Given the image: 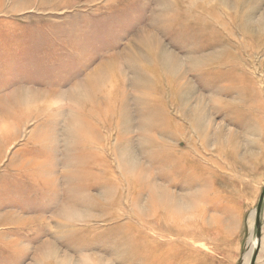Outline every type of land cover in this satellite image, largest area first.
<instances>
[{"label":"rangeland","instance_id":"rangeland-1","mask_svg":"<svg viewBox=\"0 0 264 264\" xmlns=\"http://www.w3.org/2000/svg\"><path fill=\"white\" fill-rule=\"evenodd\" d=\"M148 38L150 76L129 56ZM114 64L81 146L79 95ZM263 193L264 0H0V264H251ZM260 225L255 264L264 202Z\"/></svg>","mask_w":264,"mask_h":264},{"label":"bare ground","instance_id":"bare-ground-1","mask_svg":"<svg viewBox=\"0 0 264 264\" xmlns=\"http://www.w3.org/2000/svg\"><path fill=\"white\" fill-rule=\"evenodd\" d=\"M131 50H132L131 51L132 54L129 55L131 57L130 62H133L136 65H141L142 63H145V62H147L148 65H151L152 63L157 64L158 60L160 59V54H159L160 52H158V51L161 50V48H160L159 44H157V42L153 43V41L150 40V38H148V39H146L144 41L141 40V42L136 44L135 47L133 46V48H131ZM154 51L156 52V54H158V56H156L154 54ZM170 60H168V62H167L166 70H170V69L175 67V65H174L175 64L174 63L175 60L174 61H172V60L170 61ZM162 61L166 62V58H163ZM108 66H110V65H108ZM112 66H114L113 67V71L111 70ZM111 67H110V69L108 71L104 67H101L100 69H97V71L94 72L95 75L98 74V83H97V85L90 86V91L89 92H85L81 96L79 95V97H83V98L89 97V100H90V98L92 99V97L93 96L95 97V94H96V98H97L96 103L95 102L94 103H92V102L87 103V102H85V100H80V103H78V108H79L78 112H79V114H78V117L76 118V124H77L76 131H77V134L79 135L80 139L82 140V141H80V145L81 146H82V144H84V145H89V144L93 145V144H95L96 145L97 143L101 144L103 142V141H101L102 134H103V132L101 131V129H102L101 124L99 126L96 123H94L93 117L96 116V113L98 114V110L101 107L106 105V101L105 100L109 97L108 96L109 92L107 93L105 90L108 89V87H109V89L111 91H113L112 93L115 94V92H116L115 91L116 90V86H114L113 84H114V81L119 77V75L115 73V68H116L115 64L111 65ZM140 68L144 71L145 75H149L147 67H143L141 65ZM149 70H150V68H149ZM114 73L116 75V78H115ZM117 75H118V77H117ZM169 75H170V73H169ZM146 78H147V76H146ZM170 79H172V78H170ZM183 81L184 80H179L178 78H177V80H175L173 78L171 80L172 84H170V86H171V88H174L176 92L180 93L182 91L183 86H184L183 83H182ZM90 82H91L90 79H87L86 83H90ZM230 87H232V86H230ZM85 89L86 88L83 87L81 89V91L83 92ZM105 92L107 93L106 95H105ZM228 92H230V94H232L233 93V89L231 88V90H228L227 93H224V94L226 96H228L229 95ZM112 93H111V95H112ZM128 95H130V94H128ZM54 96L55 95H51V96L49 95V98L51 99ZM117 100L118 99L115 97L114 103L117 106L116 109L120 108V106H118V105H120V102L118 103ZM15 102L16 103H21V102H23V99L19 96L18 99L15 100ZM51 103L54 104V102H50V104ZM139 103H141V101H139ZM128 104H130L129 106H131V107H129V109H132L133 105H131V100L127 104L121 103V105H124L126 110L129 112ZM46 105H47V103H46ZM139 107H140V105H139ZM62 109H63V107H62ZM154 111H155V113H152V115L150 114L151 116H149L147 118V121H144V123H139L141 131L144 132V134L152 132L151 127H155L154 125H162V126L166 127L167 125H170V123H172V121L168 120L169 118H167V116H164L165 112L163 110L157 109V110H154ZM56 112L58 113L57 110H56ZM39 117H36V118H39ZM100 120H101V118H100ZM149 121H156V123L152 124V125H149ZM195 123L199 124V122L197 120L195 121ZM17 126H18V128L22 127V126L20 127L19 123L17 124ZM9 128H11V127H9ZM179 128L180 127L176 126V130L179 129ZM2 129H3L2 132H3V136H4L5 133L6 134L8 133V128L4 127ZM209 129L211 131V135L214 138H216V140L219 139V127H217L216 129L213 130L212 127L210 126ZM84 139H86V140H84ZM148 139L151 141L152 138L148 136ZM79 155L80 156H83V155L84 156H88L89 158L94 156V155L90 154L89 152L82 151V150L79 152ZM130 156L134 157L133 153H131ZM135 159H137V158L135 157ZM159 179H164V176H160V177L157 178V180H159ZM141 183H143V182H141ZM158 185H160L158 183V181H157V183H153V186H158ZM160 186H161V188H165L162 185H160ZM158 188H160V187L158 186ZM150 190L151 189L149 188V191ZM153 190L154 189H152L150 191V192H152L151 193V206H152V208H155V210L152 211V214L154 213L153 217H155L156 215H158L160 210H166V211H168V210L170 211L171 210V209H168V208H170L169 205H170V202L173 201L174 195L169 193L165 189H164L163 192H160V193H156ZM158 190H160V189H158ZM255 245L256 244H254V247H255Z\"/></svg>","mask_w":264,"mask_h":264},{"label":"water","instance_id":"water-1","mask_svg":"<svg viewBox=\"0 0 264 264\" xmlns=\"http://www.w3.org/2000/svg\"><path fill=\"white\" fill-rule=\"evenodd\" d=\"M263 202H264V193L262 194L261 196V199H260V203H259V206H258V209H257V222H256V225H257V250L251 260V264H255L256 262V259H257V256H258V253H259V248L261 247L260 245V241H261V225H260V216H261V211H262V206H263Z\"/></svg>","mask_w":264,"mask_h":264},{"label":"crops","instance_id":"crops-1","mask_svg":"<svg viewBox=\"0 0 264 264\" xmlns=\"http://www.w3.org/2000/svg\"><path fill=\"white\" fill-rule=\"evenodd\" d=\"M254 244H255V242H254Z\"/></svg>","mask_w":264,"mask_h":264}]
</instances>
